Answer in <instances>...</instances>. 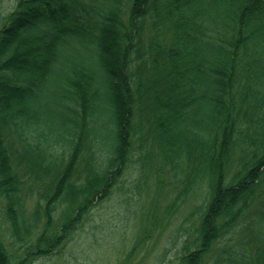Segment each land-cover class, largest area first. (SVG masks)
I'll use <instances>...</instances> for the list:
<instances>
[{
    "label": "trees",
    "instance_id": "16d2710c",
    "mask_svg": "<svg viewBox=\"0 0 264 264\" xmlns=\"http://www.w3.org/2000/svg\"><path fill=\"white\" fill-rule=\"evenodd\" d=\"M0 22V264L54 255L131 166L117 264L185 204L167 264H264V0H13Z\"/></svg>",
    "mask_w": 264,
    "mask_h": 264
},
{
    "label": "rangeland",
    "instance_id": "374dc122",
    "mask_svg": "<svg viewBox=\"0 0 264 264\" xmlns=\"http://www.w3.org/2000/svg\"><path fill=\"white\" fill-rule=\"evenodd\" d=\"M12 2L13 0H0L2 16ZM1 24L2 22L0 26ZM133 170L134 166H131L121 188L116 190L109 200L92 210L84 226L74 234L72 239L54 255L40 257L32 264H117L123 259L132 247V237L138 223L135 215V199L132 197V192L125 190L129 185L128 181L132 179ZM160 203V208L164 207V201ZM186 207V204L182 206L172 222L167 225L165 236L174 226L183 221ZM252 219L253 215L248 213L242 222H249ZM165 236L145 242L138 247L131 256L130 264L154 263L159 250L167 245L170 250L161 264H167L173 260L178 255V250L172 247L170 242H166Z\"/></svg>",
    "mask_w": 264,
    "mask_h": 264
}]
</instances>
